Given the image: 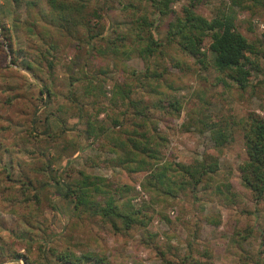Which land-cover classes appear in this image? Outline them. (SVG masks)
<instances>
[{"label": "rangeland", "instance_id": "1", "mask_svg": "<svg viewBox=\"0 0 264 264\" xmlns=\"http://www.w3.org/2000/svg\"><path fill=\"white\" fill-rule=\"evenodd\" d=\"M25 1L16 6L0 0V264H58L52 250L79 256L93 253L104 264H264V203L256 205L240 174L246 159L241 121L252 112L264 119V88L257 86L252 96L233 84L218 85L212 68L181 75L185 88L170 91L169 96L184 107L181 116L173 118L132 78L131 70H146L143 60H129L130 71L123 74L111 57L98 53L112 28L129 26L121 5L125 0H88L89 10L103 17L91 22L104 29L93 42L82 33L75 38L46 27L40 17L46 0H39L31 17L26 6L31 0ZM232 1L201 0L197 11L211 19ZM188 3L181 0L174 9ZM236 12L240 31L251 40H264V12L254 16L239 8ZM152 18L164 39L171 19ZM35 21L38 27L29 28ZM2 25L11 29L10 41ZM10 44L22 52L17 61ZM208 46L206 42L204 49ZM259 80L264 77L255 73L253 83ZM127 82L134 88L131 99L141 102L143 118L133 107L110 102L114 87ZM96 120L123 140L136 130L161 137L166 141L160 147L165 163L190 165L204 156L217 158L216 184L232 185L235 202L219 197L214 185L153 205L142 187L150 170L126 173L117 161L123 152L111 149L108 138H88L87 124ZM206 120L231 128L233 142L222 152L202 130L199 122ZM80 172L107 180L113 189L134 188V206L152 221L122 236L99 218L75 211L71 201L56 194L55 179L71 184L81 178ZM36 193L40 199L32 200ZM211 216L220 220L218 227L207 221Z\"/></svg>", "mask_w": 264, "mask_h": 264}, {"label": "trees", "instance_id": "2", "mask_svg": "<svg viewBox=\"0 0 264 264\" xmlns=\"http://www.w3.org/2000/svg\"><path fill=\"white\" fill-rule=\"evenodd\" d=\"M11 1L16 6L26 2ZM180 1L125 0L121 5L129 26L124 29L112 28L111 36L102 38L105 48L98 50L99 55L111 57L115 66L121 67L123 74L130 71L126 65L129 60H143L147 64L146 70L143 73L131 70L132 78L136 77L143 89L158 99V108L173 118H179L184 107L180 100L174 101L169 96L170 91L185 88L181 75L186 76L212 68L217 74L218 85L229 88L230 84H233L241 93L255 96L257 86L264 88V80L253 83L255 73L264 77V40H251L240 31L236 8L249 12L252 16L259 15L264 12V0H233L231 6H224V9L219 10L211 19L198 13L197 8L201 0H188V4L180 10H175L174 5ZM45 5L40 17L46 27L60 29L75 35V38L82 33L88 42H93L103 35L104 29H97L91 24L93 19L102 20L103 17L97 10H89L88 0H46ZM26 6L31 17L33 8L39 6V0L27 1ZM153 16L171 19L164 39L158 36ZM38 23L35 21L23 24H29L28 27L31 28L38 27ZM2 29L6 37L9 33L7 39L10 41L11 29L5 25H2ZM206 42H209V46L204 49ZM8 47L17 61L21 50H15L11 44ZM52 50L56 48L53 47ZM46 52L52 57L49 50ZM48 63L52 68L53 63L50 60ZM27 67L31 69L33 66L28 63ZM133 93L134 88L130 83L117 84L112 90L110 102L114 106L121 104L126 108L133 107L143 118L141 102L131 99ZM199 123L203 127L202 130L211 135L217 151L222 152L233 142V134L228 125L223 126L207 120ZM115 124L119 125L118 122ZM87 125L88 138L98 139L104 136L112 143L111 149L123 152L117 156V161L126 173L138 174L145 169L150 170L142 187L150 196L153 205L162 204L188 191L196 192L200 187L209 190L214 185V192L219 197L235 202L236 194L232 191V185L216 184L220 170L217 158L204 156L190 165L165 163L160 158V147L166 141L159 136L151 137L136 130L134 134L126 133L123 140L112 136L110 130L102 127L98 120ZM141 127L143 126L137 125V129ZM241 129L246 152V159L240 167L241 180L252 192L256 205H260L264 203V119L252 112L241 121ZM80 177L66 185L55 179L56 194L71 201L75 211L99 218L104 224L110 225L116 234L122 236L128 235L134 227H147L152 221L144 210L134 206V188L131 186L113 189L103 178L91 176L86 172H80ZM31 195L32 200L40 199L39 193ZM214 219L211 216L207 221L218 227L221 222ZM52 254L58 264L106 263L103 258L93 253L79 256L72 252L61 253L52 250Z\"/></svg>", "mask_w": 264, "mask_h": 264}]
</instances>
